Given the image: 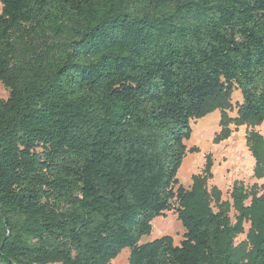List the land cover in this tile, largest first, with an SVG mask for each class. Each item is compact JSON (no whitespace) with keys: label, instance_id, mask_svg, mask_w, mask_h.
<instances>
[{"label":"trees","instance_id":"1","mask_svg":"<svg viewBox=\"0 0 264 264\" xmlns=\"http://www.w3.org/2000/svg\"><path fill=\"white\" fill-rule=\"evenodd\" d=\"M0 82V264H239L244 222L264 264V187H235L232 223L178 178L191 121L235 89L264 122V0H0ZM168 210L181 242L141 243Z\"/></svg>","mask_w":264,"mask_h":264},{"label":"rangeland","instance_id":"2","mask_svg":"<svg viewBox=\"0 0 264 264\" xmlns=\"http://www.w3.org/2000/svg\"><path fill=\"white\" fill-rule=\"evenodd\" d=\"M0 96L5 99L8 97V91L1 82ZM242 103V93L235 89L231 95L232 107L225 110L226 119L221 109H215L191 121V137L185 140L187 154L178 171L180 183L186 188L191 187L196 177L206 176L208 189H217L220 192L219 198L216 194L213 195L214 208L217 204L218 207L229 210L232 223L237 221L235 208L238 206L234 205L232 198L235 187H242L245 191L264 187V178L255 175L257 160L249 143L252 132L264 139V122L250 124L243 121L239 116ZM250 198L245 201L247 205L250 204ZM152 226L151 233L143 236L141 243L164 235L171 236L174 244H179L183 239L184 227L174 211L168 210L157 216L152 221ZM248 229L249 223L244 222L243 232L234 241L239 264L247 262ZM129 255L130 250L123 248L109 264H128Z\"/></svg>","mask_w":264,"mask_h":264}]
</instances>
